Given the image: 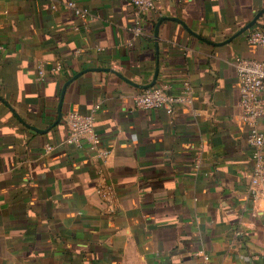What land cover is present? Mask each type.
<instances>
[{
    "label": "crops",
    "instance_id": "obj_1",
    "mask_svg": "<svg viewBox=\"0 0 264 264\" xmlns=\"http://www.w3.org/2000/svg\"><path fill=\"white\" fill-rule=\"evenodd\" d=\"M263 8L157 0L140 14L124 0H0V264H264V183L254 197L233 65L264 59L247 40L264 12L234 37ZM157 68L155 86L193 89L173 114L133 102ZM95 104L106 160L66 142L67 114ZM99 183L114 188L110 201Z\"/></svg>",
    "mask_w": 264,
    "mask_h": 264
},
{
    "label": "built area",
    "instance_id": "obj_2",
    "mask_svg": "<svg viewBox=\"0 0 264 264\" xmlns=\"http://www.w3.org/2000/svg\"><path fill=\"white\" fill-rule=\"evenodd\" d=\"M133 4L138 13L147 14L155 10L157 0H124ZM67 6L73 9L77 16L85 18L89 11L77 6L74 1L67 2ZM133 32L142 34L141 26H135ZM247 40L250 44L264 46V30L255 28L248 33ZM233 65L240 83V105L242 116L249 125L247 141L252 147V172L250 175V188L256 197L258 187L264 183V131L258 125V119L264 115V101L261 92L264 88V59L233 57ZM42 77V71H40ZM193 89L189 83L182 86L178 93L167 92L164 86H151L135 93L132 97L135 106L139 108H161L168 114H173L175 108L189 104ZM99 104L88 113L71 112L65 117L66 142L83 149L95 152L101 159L106 160L110 151L100 147V138L95 133L96 112ZM48 149L52 147L47 145ZM96 193L105 201L114 197V188L111 185L99 183Z\"/></svg>",
    "mask_w": 264,
    "mask_h": 264
},
{
    "label": "water",
    "instance_id": "obj_3",
    "mask_svg": "<svg viewBox=\"0 0 264 264\" xmlns=\"http://www.w3.org/2000/svg\"><path fill=\"white\" fill-rule=\"evenodd\" d=\"M264 12V8L262 9V10H260L256 15H255V17L247 24V25H245L243 28H241L235 35H234V37L235 36H237V35H239V34H241V33H243V32H245L246 30H248L250 27H252L253 25H254V23L256 22V20H257V18L262 14ZM156 34H157V30H156ZM230 41V38L227 40V41H225V42H229ZM88 70H90V71H93V70H103V68H90V69H88ZM106 70H108V69H106ZM84 71H87V70H84ZM83 72H79L78 74H76L75 75V77H77V76H79V75H81ZM157 75H158V68L156 69V72H155V77H154V80L150 83V84H148V85H144V86H140L139 84H134V85H136V86H139V87H144V89H146V88H149V87H151V86H153L154 85V83H155V80H156V78H157ZM71 80H68L64 85H63V87H62V91H61V95H60V100H59V104H58V117H57V120H56V123L61 119V117H62V103H63V98H64V93H65V90H66V86H67V84L70 82Z\"/></svg>",
    "mask_w": 264,
    "mask_h": 264
}]
</instances>
